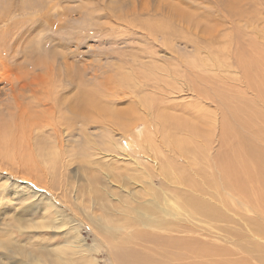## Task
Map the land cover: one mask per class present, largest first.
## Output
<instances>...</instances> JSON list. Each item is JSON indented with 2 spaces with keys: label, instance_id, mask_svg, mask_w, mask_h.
<instances>
[{
  "label": "bare ground",
  "instance_id": "6f19581e",
  "mask_svg": "<svg viewBox=\"0 0 264 264\" xmlns=\"http://www.w3.org/2000/svg\"><path fill=\"white\" fill-rule=\"evenodd\" d=\"M222 2V5L218 3V6L224 5L233 16L237 14L250 17L253 13L263 12L260 10L261 6L257 7V5H252L251 9H242L243 6L240 7L239 2L235 0ZM166 4L169 8L168 14H163L164 19H157L160 28L165 29L167 33H175V36L183 39L185 47L194 48L197 53L195 54L198 59L197 65L192 55H189L185 62L183 55L186 53L173 54L169 49L167 52L170 51L168 53L174 60L169 62L160 56L159 59L154 54L155 49L150 56L148 55L151 60L147 65L129 66L128 68L133 70L131 75L135 77L134 81L128 84L125 80L117 81V86L118 89L125 90L124 94L127 96H134L139 100L134 104L135 106H128L125 110H113L107 106L108 104L104 105L102 101L105 98L102 96L100 98V95L93 99L92 96L91 100H79L82 97H79V90L67 101L63 94H55L57 91L52 93V89L56 88L54 82L51 84L49 81L42 82L47 80L46 74L37 75L36 70L45 68L47 65H44L45 63L23 65L19 69L23 76L16 80L20 81L28 72L34 75L30 81L26 78L20 83L9 82L13 87V84H19L18 89L14 88L10 91L19 113L16 115L15 110L16 113L11 114L17 116L12 118L18 121L15 125L21 122L23 126L17 128L22 132L17 130L14 132L16 131L17 135L21 133L22 140L29 141L31 147L28 148L34 149L35 155L34 159H27L22 155L23 158L15 161L17 154L15 155L16 151L13 147L11 158L4 155L12 163V167L6 170L0 169V204L5 205V210L10 208L11 213L14 208L20 207L19 204H32L33 207L25 208V215H30L34 211L39 217L35 219L24 216L22 219L26 220L25 224H22L23 220L19 224L10 222L7 228L12 229L11 231L16 228L19 231L16 236H24L34 230L37 233L36 230L46 228L61 240L58 246L46 253L44 251L36 260L38 248L30 251L32 258L22 248H15L12 241L4 240L0 236V264H3L4 258L5 260L11 258L9 253L22 256L20 264H97L96 259L91 258L92 253H88L90 247L87 246L86 250L82 249L83 245L78 235L80 222L82 224L86 222L94 229L98 227L97 225H104L108 231L111 229L123 231L126 234L125 241L134 245L138 240H144L174 248L175 236L158 235L148 229L176 233L178 227L210 228L214 223H217L215 227H220L223 226L222 223L228 222L238 224L239 229L243 230L241 225H245L244 222L238 223L233 216L244 212L255 214L254 217L246 214L249 218L245 217L244 220L245 228L251 233L250 238H253L252 241L257 245L246 252L250 253L251 258H255L259 264H264V245L260 243V239L264 240V224L260 223L262 219L264 222V23L257 26L259 18L247 23L248 29L251 28L252 31L244 35L245 40L247 41V36H255L261 41L259 47L250 38L259 64L248 65L246 61L249 57L246 55L245 45L238 42L234 51L227 50L235 41L234 35L240 34V29L224 34L228 44L222 43L225 37L219 35V28L222 30L223 26L220 24L223 22L215 19L211 11L205 9L202 14L195 17L193 12L198 14V7L184 3L166 2ZM164 8L163 3L162 12L165 11ZM163 30L159 31L165 36L167 43L162 44L157 43L159 40L157 30L151 29L148 32L149 37L155 41L153 48H160L161 45L171 48L170 34ZM196 32L201 33L204 39H193L191 34ZM206 39L208 42L205 41ZM203 42L208 44L209 50L200 48ZM215 47L218 49L224 47L226 49L224 56L218 55L219 51L210 53ZM234 64L238 70L234 68ZM140 70L142 74L137 72ZM235 70L240 71V75L234 73ZM124 75L128 76L126 73ZM226 82L231 85L223 88L222 84ZM62 90H66V87H62ZM27 92L33 98L25 102ZM68 110L71 111L72 115L68 113L71 116L67 115ZM93 112L103 116L107 114V119L114 120L116 124L125 116L123 119L132 117V120L137 119L146 126L133 140L134 147L123 145V140L129 138L127 134L117 138L113 135L112 129H108L111 134L108 138L96 133L91 139L87 132L85 134L79 132V119L80 115L87 119ZM137 126L139 124L135 123L130 128L136 129ZM157 139L163 146L160 151L157 148L159 145L156 147L158 151L152 147ZM89 144H93V147ZM90 149L98 150L96 153L100 154V157L93 159L94 154ZM76 156L81 162L80 165L78 164L79 169L84 172V180L79 184V188L78 183L70 180L68 183L60 182L59 175L57 178L52 172L55 162L61 160L63 165L67 163L72 165L71 162ZM122 160H125V164L128 162V167H118L117 163ZM146 160L153 161L154 164L146 162L147 165L143 167ZM129 161H132V164L134 162L137 168L134 169V166L129 168ZM107 163L109 164L105 168ZM117 168L122 170L126 168V172L122 171V174L116 175L114 173ZM94 169L100 170L111 186L122 191L112 188L118 192L103 189L106 193H101L102 190H99L101 184L98 180L100 176L90 174ZM41 171L44 173V179L41 178ZM120 176L123 180V182L120 180L122 185H119L121 182H117ZM29 178L35 182L24 185L23 179L30 180ZM158 178L164 180L166 185H158ZM57 183H61L64 188L61 195L57 191L59 188ZM87 192H90L92 198L90 202L81 199ZM71 197L72 200L74 198V201H79V210L82 213L73 208L75 202L70 199ZM96 209L102 211L110 209L117 215L114 214L115 218L107 215L106 220L101 219L102 221L99 222L97 214H94ZM33 219L34 221H27ZM92 227L90 232L94 239L102 245L110 244L106 243L105 238L99 236L97 230ZM32 246L39 247V244ZM4 250L8 253L1 254ZM80 250L84 253H79ZM125 250L129 252H124ZM135 251L117 249L116 259L111 258L114 264H168L156 263L152 261L154 258L152 255L150 257L148 254L147 257L137 252L138 250ZM25 258L29 263L24 262Z\"/></svg>",
  "mask_w": 264,
  "mask_h": 264
},
{
  "label": "rangeland",
  "instance_id": "374dc122",
  "mask_svg": "<svg viewBox=\"0 0 264 264\" xmlns=\"http://www.w3.org/2000/svg\"><path fill=\"white\" fill-rule=\"evenodd\" d=\"M222 1L223 0H0V169L6 170L12 167V163L7 159V157L5 158V156L8 155L9 158H11L14 151H16L15 155L17 154L18 156L15 157V161L19 160V158H23L22 155L27 159H34L35 155L34 149L28 148L31 147L29 145V141L22 140V134L18 133L17 135L15 133L16 131L14 132V130H17L19 126H23L22 123L19 122V125L16 126L15 124L18 121L12 119L13 117L17 118L16 115H18L19 111L17 108H15V100L13 96H11L12 92L10 93V91L14 90V88L18 89L19 84H13V87L9 85V82L20 83V81L26 80V78H28L30 81L34 77V75H30L31 73L26 72V76L30 75L29 77L25 76L23 79H20V81L16 80L18 77L20 78L23 76L22 73L19 72V69L23 65L47 64L45 66L46 69L43 68L45 69L46 73L43 69L36 70V73L37 75L46 74L45 76H47V80H43L42 82L49 81L50 84L51 82H54V86L56 88H54L55 90L52 89V93L57 91L55 94H63V96H65V100L68 101L72 99L79 90V97L82 96L79 100H91L90 98L92 96L93 99L100 95V98L101 96L102 98H105L104 101H102L104 105L108 104L107 106L111 107L113 110H125L128 106L132 107V105L139 101L134 96L129 97L124 94L126 92L125 90L118 89L119 86H117V81L125 80L126 84L132 83L135 77L131 75L133 70L129 69L128 67L132 65H147L151 60V57L149 56L155 49V55L158 57L160 56L162 59L169 60V62L174 60L173 56L170 54L172 52L173 54L186 53L188 56L186 54L183 55L185 62L186 59L189 58V55H192V57L195 59L193 61H195L197 65L198 59H196V50L192 47H185V43L182 41L183 39L181 40L180 37L175 36V33H167L165 29L163 30L160 28L161 25L158 20L160 18L164 19L165 16H163V14H168L167 10L169 8L166 2L173 4L184 3L191 7H198L199 13L195 14V12H193L195 17L202 14L203 10L205 9L211 11L215 19L223 22L220 24L223 26L222 30L219 28V35H223L225 37V40L221 41L222 43L228 44L227 37L224 34L240 29V34L234 35L235 41L233 44L231 43L232 45H230L227 50L231 51L233 49L234 51V48L237 47L235 44L238 42L242 43L245 45L246 55L249 57V59L246 61L248 62V65H256L257 63L259 64V62L256 60L257 53L256 50H253L255 47L251 44V39L254 40L259 45V47H261V41L255 36H245L247 38L246 41L244 35L252 31L251 28L248 29L249 26L247 23L249 21L259 18V23L257 22L256 25L261 26L262 22L264 23V1L235 0L239 2L238 4L240 7L243 6L242 9H251L252 5H257V7L261 6L260 10L263 12L261 14L260 11L259 14L253 13V15L250 17H242L240 15L238 16L237 14L236 16L231 15L226 9L227 7L224 5L222 7L218 6L219 4L223 3ZM160 3L162 9L160 7ZM163 3L165 5L164 12H162ZM215 9H218V11ZM215 15L217 16L215 17ZM259 15H261V17H259ZM231 18L233 19L231 20ZM151 29H154L155 31L157 30V35L159 38L157 43L159 42L160 44L167 42L165 41V36H163L159 30H163L167 34H170V38L174 40H171V43H169V45L171 44V48H168L166 45H161L160 48H153V42L155 43V41H153L152 37H149L148 33ZM196 34L197 32L195 34H191L193 35V39H202V35H200L201 33L197 35ZM205 41L208 42L207 39ZM201 45H203L200 47L202 50H209L208 44L203 42ZM218 45L222 47L221 44ZM150 46H152V48ZM216 47L211 49L210 53L213 54L219 51L218 55L224 56L226 49H224V47L221 49ZM239 47L240 46H238V49ZM167 49H169L171 52L168 51L170 52L168 53ZM136 66L135 68H137ZM234 66V68L238 70L235 64ZM48 69H50V71ZM141 71L142 70L137 72ZM239 72L240 71H234V73L240 75ZM36 73H34L35 76H37ZM124 73L128 74V76L125 77ZM222 85L223 88H227L231 85V83L228 84L226 82V84L223 83ZM62 87H66V90H62ZM93 92L97 93L95 94L96 96ZM65 94H69L70 96ZM28 96L29 93L27 92L25 102H28V100L33 98L32 95L29 96L30 98ZM7 104L11 106H8ZM15 110L17 114H14V116L11 113H16ZM140 111L143 113L142 109H140ZM31 112L34 113L33 111ZM68 113L72 115L70 110H68L67 115H69ZM93 113L87 119L81 115V118L79 117V132H84V134L87 132L91 139V136L96 133L99 135H105L108 138L111 135L108 132V129H112L113 135H115L117 138L120 136L124 137V134H127L129 138H125L123 140V145H126L127 147L133 145L132 147H134L135 142L133 140L136 139L138 134L142 133L146 126L145 123L137 121V119L132 120V117L123 119L125 118V116H123L121 117V121L119 120V117L118 120L120 123L118 122L116 124L114 120L112 121L111 119H107V114H104L103 116L102 114L98 115V113ZM135 123H138L139 126H137L136 129L130 128V126L134 125ZM9 124L11 127H9ZM17 131L22 132V130ZM11 139L14 140L13 142L15 144ZM17 142H20V144ZM157 145L159 146L157 147ZM218 145L219 144H217V146ZM89 146L93 147V144H89ZM9 147H13L15 150L13 151V148L11 149ZM152 147L155 151H158L156 150V147L159 149V151L163 149V146L161 145L160 141H158V139L155 141ZM97 151L98 150L95 151L94 149H90V152L94 154L93 159H98L100 157V154L97 155ZM144 162L145 164L143 167L147 165L146 162H151V164H154L152 163L153 161L150 160H146ZM71 163L72 165L70 163L63 165V162L59 160L55 162L54 170L52 172L56 174V177L59 175L60 182L65 183L67 181L66 183H68V180H70L76 184L78 183L79 188V184H81V181L84 180V172L83 170L79 169V165L81 164L80 158L76 156L73 158ZM109 163H111V160ZM109 163L105 164V168ZM118 163V167H128V162L125 164V160H122V162ZM129 163L131 164H129V168L133 166L135 167L134 169L137 168V166L134 165V162L132 164V161H129ZM124 170L117 168L114 174H122V171L126 172V168ZM93 173L95 176H100V179L98 180L99 184H101L99 188V190H102L100 191L101 193L103 192L105 194V190H121L120 188L111 186L105 175L100 170L94 169V171H91L90 174ZM40 174L41 178L44 179V173L41 171ZM29 179L30 180L23 179V184L31 185L34 180L31 181L32 179ZM121 179L122 176L117 179V182H123ZM158 179V185H166L164 180L161 178ZM122 182L119 185H122ZM60 184H58L59 188L57 191L61 195L64 192V188ZM118 190L113 191L118 192ZM228 196L229 195H227V197ZM121 198L123 199L122 196ZM70 199L72 200V197ZM81 199L83 201L87 200L90 202L92 199L90 192L84 193ZM72 201L75 202L73 208L76 211L81 212V210H79V201H74V198ZM22 205L23 204H19L18 206L20 207L17 208L18 210L14 208L11 213L10 208H6L7 210H5V205L0 204V236H2L4 240L12 241L15 248H22L32 258L33 255L30 253V251L32 249L36 250V248H38L36 252V260H38L44 251L46 253L51 248L58 246V243L61 239L59 236H54L53 232L46 228L36 230L37 233H35V230L32 231L35 234L30 232V234L24 236H16L19 231L16 228L13 231H11L12 229H8V223L14 222V224H19V222L23 220L22 218H24V216L35 219L39 217V214H34V211H32L30 215H25V208L30 207L32 204H24V208L21 207ZM94 211V214H97L99 222L102 221L101 219L106 220L107 215L108 217L113 216L114 218L115 215H117V213L115 214V212L110 209L107 211L96 209ZM68 212L70 211L68 210ZM246 214L249 215V217L255 216L254 213L247 212H244V214L236 213L233 216L238 223L241 224L244 222L245 225H241L243 230L239 229L238 224H229L228 222L222 223L223 226L218 223L221 225L220 227H215L217 223H214L213 227L210 228L201 226L194 227L192 225L191 226L193 228L178 227L176 229V233H171L169 231L166 232L165 230L161 229H148V231L151 233L156 232L158 235L175 236L176 242L174 248L167 246L166 244L157 245L153 242L150 243L144 240H135L138 242L136 245L127 243L125 241L126 234H124L123 231L117 229H111V231H108L104 225H97L98 227L94 229L92 225H89L86 222L83 224L80 222L81 227H79L78 235H80L81 238V244L83 245L82 249L86 250L87 246L90 247L88 253H92L91 258L96 259L97 264H114L113 258L116 259L117 249H128L132 250V252H134V250H138L137 252L142 255L145 254L144 256L149 254L151 257L152 255V258L154 257L152 261H155L156 263L259 264L255 258H251L250 253L246 252L248 249L252 250L257 247V245L252 241L253 238H250L249 236L251 233L245 228L246 222L244 219L245 217L249 218ZM133 216L134 215H131V217ZM257 219L259 220V218ZM27 221H34V219ZM25 222L26 220H23L22 224H25ZM260 223L264 224L263 219L260 221ZM113 224H115V222H113ZM91 227L94 230H97L96 233L99 236H103L105 238L106 243L109 242L110 244L102 245L98 242V240L94 239L92 232H90ZM222 227L223 229H220ZM31 242H33V244L38 243L39 247L32 246L33 244H31ZM260 243L264 245V240L260 239ZM4 251L1 252V254L8 253L7 251ZM124 252L129 251L125 250ZM79 253L84 252H81L80 250ZM9 255L11 258L6 260L4 258L5 261H2L3 264H20L19 262L22 256L11 253H9ZM24 262L29 263L26 258Z\"/></svg>",
  "mask_w": 264,
  "mask_h": 264
}]
</instances>
